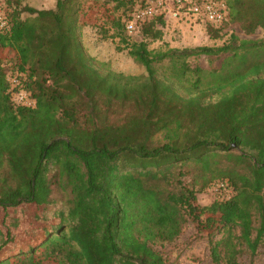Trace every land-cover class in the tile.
I'll list each match as a JSON object with an SVG mask.
<instances>
[{
	"label": "trees",
	"instance_id": "obj_1",
	"mask_svg": "<svg viewBox=\"0 0 264 264\" xmlns=\"http://www.w3.org/2000/svg\"><path fill=\"white\" fill-rule=\"evenodd\" d=\"M96 1L122 9L111 36L140 74L93 64L79 34L82 0H0L9 25L0 47L20 55L7 65L0 57V208L28 204L42 215L54 190L67 195L27 241L16 243L9 227L0 233V264L39 248L55 264H164L152 244L174 240L194 206L197 190L181 170L190 164L199 189L213 180L231 190L205 222H217L213 264H239L241 252L264 246V42L231 34L221 46L154 49L161 15L137 24V40L123 32L138 0ZM225 1L226 22L264 31V0ZM226 22L203 23L215 39ZM221 53L216 69L188 60ZM20 90L33 105L13 100Z\"/></svg>",
	"mask_w": 264,
	"mask_h": 264
},
{
	"label": "rangeland",
	"instance_id": "obj_2",
	"mask_svg": "<svg viewBox=\"0 0 264 264\" xmlns=\"http://www.w3.org/2000/svg\"><path fill=\"white\" fill-rule=\"evenodd\" d=\"M50 1L53 2V0H21L20 4H32L35 6L41 2L48 4ZM121 13H123L122 9H116L112 3L82 0L78 13L80 39L85 52L92 57L93 64L99 70L111 69L113 71L140 74L143 67L136 64L126 50L118 49V47H123L118 36H111L113 29L110 28V21ZM22 16H27V13L23 12ZM127 16L128 13L122 14V20L126 19ZM177 21L187 26L188 33H194V26L205 27V24L200 21L182 19H177ZM183 31L180 28L172 31L175 40H179L182 37ZM221 31L223 33L222 36L215 39L209 37L206 45L221 46L229 40L231 34L237 37L235 43H238L239 40L264 42V31L261 28H257L252 33H246L238 23L226 22ZM123 33L137 40L141 37L138 32L128 34L124 31ZM154 44H150V47L156 49L164 46ZM227 55V53H221L210 56H191L188 60L191 66H201L206 70H211L219 68ZM0 57L6 65L16 64L20 60L17 50L15 51L9 47H0ZM181 170L185 173L182 179L197 190L195 193L196 201H194V206L191 207L190 213L187 215L180 234L172 241H157L152 244V247L161 254L164 264H213L208 233L209 231L212 232L211 230L215 228L217 222L206 223L205 219L208 214H212L209 208H211L210 206H212L213 202L228 198L231 195V190L226 187L222 188V190L215 189L214 184L210 186L213 180L206 187L199 189L203 180L197 168L190 164L182 166ZM161 187H168V185L164 183ZM52 198H54L55 202L48 204L42 215L41 210L39 211L36 207L28 204H21L15 209L0 208V233H3L6 227H9L16 243L25 242L35 236L40 230H36V228L43 225L41 220L44 219L48 222L54 220L53 214L57 208L66 204L67 195L61 191L54 190ZM202 208L204 211L200 213ZM215 220H217V217H215ZM212 236L216 239L221 234L214 233ZM30 259L33 260V264H55L53 257L46 254L43 248L37 249L33 257L28 253L14 256L7 264H30ZM238 263L264 264V246L257 248L254 254L244 250L238 256Z\"/></svg>",
	"mask_w": 264,
	"mask_h": 264
},
{
	"label": "built area",
	"instance_id": "obj_3",
	"mask_svg": "<svg viewBox=\"0 0 264 264\" xmlns=\"http://www.w3.org/2000/svg\"><path fill=\"white\" fill-rule=\"evenodd\" d=\"M166 10L165 0H140L132 17L125 23L128 34L134 33L137 24L143 23L155 16L163 17ZM172 15L177 19L208 22L219 26L228 20V8L225 0H173ZM5 11L0 3V31L8 29ZM17 82V78L12 80ZM13 100L28 106L34 104L23 90L13 94ZM223 187V184H220Z\"/></svg>",
	"mask_w": 264,
	"mask_h": 264
},
{
	"label": "crops",
	"instance_id": "obj_4",
	"mask_svg": "<svg viewBox=\"0 0 264 264\" xmlns=\"http://www.w3.org/2000/svg\"><path fill=\"white\" fill-rule=\"evenodd\" d=\"M166 1V10L164 12L163 20L164 25L161 27L163 31L162 39L156 40L152 42L151 44L154 45H164L168 44L170 47H176V48H183V47H194L198 45H204L209 39V36L206 32L205 27L202 26H194L193 32L194 33H188L187 26L183 23H180L177 21V18H175L172 13V7H173V0H165ZM177 28H180L182 31V37L178 40H175L174 35L172 34L173 30H176ZM196 31V32H195ZM153 48V47H150Z\"/></svg>",
	"mask_w": 264,
	"mask_h": 264
}]
</instances>
